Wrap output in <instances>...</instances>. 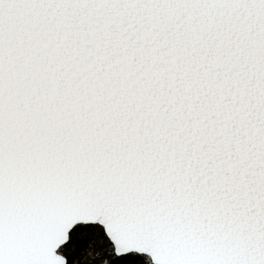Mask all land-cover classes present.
Wrapping results in <instances>:
<instances>
[{"label": "snow or ice", "instance_id": "6c2138e0", "mask_svg": "<svg viewBox=\"0 0 264 264\" xmlns=\"http://www.w3.org/2000/svg\"><path fill=\"white\" fill-rule=\"evenodd\" d=\"M0 264H264V0H0Z\"/></svg>", "mask_w": 264, "mask_h": 264}]
</instances>
